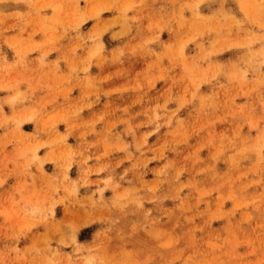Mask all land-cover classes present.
I'll list each match as a JSON object with an SVG mask.
<instances>
[{"label": "rangeland", "instance_id": "rangeland-1", "mask_svg": "<svg viewBox=\"0 0 264 264\" xmlns=\"http://www.w3.org/2000/svg\"><path fill=\"white\" fill-rule=\"evenodd\" d=\"M0 264H264V0H0Z\"/></svg>", "mask_w": 264, "mask_h": 264}]
</instances>
